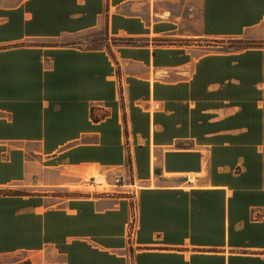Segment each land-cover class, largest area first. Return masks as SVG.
Returning <instances> with one entry per match:
<instances>
[{"label":"crops","instance_id":"crops-1","mask_svg":"<svg viewBox=\"0 0 264 264\" xmlns=\"http://www.w3.org/2000/svg\"><path fill=\"white\" fill-rule=\"evenodd\" d=\"M263 21L264 0H0V264H264V79L237 59L264 48L205 44ZM40 102L58 134L18 137ZM192 151L200 171L166 170ZM96 173L124 184L89 191Z\"/></svg>","mask_w":264,"mask_h":264},{"label":"trees","instance_id":"trees-1","mask_svg":"<svg viewBox=\"0 0 264 264\" xmlns=\"http://www.w3.org/2000/svg\"><path fill=\"white\" fill-rule=\"evenodd\" d=\"M30 54V52H29ZM237 59L240 60V64L243 68V71L246 73H249L251 70L253 72L257 73V79L259 81L261 79H264V52L256 51V52H248L246 54H243L241 56H237ZM40 52L35 51V55L33 58V62L29 64H24L20 67V78L18 80H14L16 83L19 84L20 87L25 88L28 83L35 82L36 90L41 89V78H40ZM249 60H252V68H250ZM210 59L206 61L209 62ZM237 66L236 68H238ZM205 70V65L202 66L200 69V72L198 74V77H196L195 81L193 82L191 86V92H193L192 96L195 97L194 99H197L198 96H196V92L200 89H202V78L203 73ZM1 75L4 76V80H0V87L2 90L8 89L6 81L9 82L10 73L3 72ZM6 76V77H5ZM35 76V78H34ZM240 77V76H239ZM240 79L246 83H252L256 80L254 77V74L248 75V76H241ZM185 91H188V88L186 86ZM203 91V90H202ZM27 115H31L32 120H34L36 123L34 126L26 127L25 125L22 126V123L24 122ZM14 125L12 127L13 132L18 137H25L29 135L30 137H38V136H51L53 134H58L59 128L54 127L51 125V122L53 121L54 115L50 110L44 109V112L42 111V102L40 103H32V104H18L16 105L14 109ZM156 122L159 120V117L156 115ZM43 122V126H42ZM62 130L69 131L70 127L62 128ZM3 194H7L8 191H3ZM0 193V194H2Z\"/></svg>","mask_w":264,"mask_h":264},{"label":"built area","instance_id":"built-area-1","mask_svg":"<svg viewBox=\"0 0 264 264\" xmlns=\"http://www.w3.org/2000/svg\"><path fill=\"white\" fill-rule=\"evenodd\" d=\"M188 179L191 178V175H188ZM81 184L85 186L89 191H94L98 193H107L108 189L111 187H120L124 184V179L121 176L115 178V180L110 184L104 175L102 174H93L86 176ZM102 187V188H100ZM126 239L132 247L137 243L138 231L140 229V208L138 201L135 199L131 200L130 213L126 223Z\"/></svg>","mask_w":264,"mask_h":264},{"label":"rangeland","instance_id":"rangeland-1","mask_svg":"<svg viewBox=\"0 0 264 264\" xmlns=\"http://www.w3.org/2000/svg\"><path fill=\"white\" fill-rule=\"evenodd\" d=\"M205 41V44L210 46L208 50L215 51H236L249 47L264 48V21L260 26L246 31L240 37L211 38Z\"/></svg>","mask_w":264,"mask_h":264},{"label":"water","instance_id":"water-1","mask_svg":"<svg viewBox=\"0 0 264 264\" xmlns=\"http://www.w3.org/2000/svg\"><path fill=\"white\" fill-rule=\"evenodd\" d=\"M165 168L169 172H198L201 168L199 152H167Z\"/></svg>","mask_w":264,"mask_h":264},{"label":"bare ground","instance_id":"bare-ground-1","mask_svg":"<svg viewBox=\"0 0 264 264\" xmlns=\"http://www.w3.org/2000/svg\"><path fill=\"white\" fill-rule=\"evenodd\" d=\"M181 173V172H180ZM190 174V173H189ZM192 174V173H191ZM193 176H194V174H192ZM193 176H191V177H193Z\"/></svg>","mask_w":264,"mask_h":264}]
</instances>
